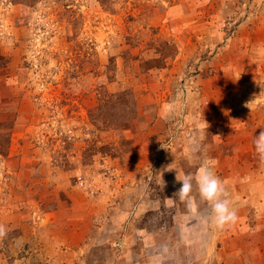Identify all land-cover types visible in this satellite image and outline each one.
I'll use <instances>...</instances> for the list:
<instances>
[{
	"label": "rangeland",
	"instance_id": "obj_1",
	"mask_svg": "<svg viewBox=\"0 0 264 264\" xmlns=\"http://www.w3.org/2000/svg\"><path fill=\"white\" fill-rule=\"evenodd\" d=\"M262 130L264 0H0V264H264Z\"/></svg>",
	"mask_w": 264,
	"mask_h": 264
},
{
	"label": "clouds",
	"instance_id": "obj_2",
	"mask_svg": "<svg viewBox=\"0 0 264 264\" xmlns=\"http://www.w3.org/2000/svg\"><path fill=\"white\" fill-rule=\"evenodd\" d=\"M253 146L255 155L264 166V130L258 136H254ZM214 166V160H205L199 165L195 174L176 171V180L181 183V187L174 196L180 201L190 199L195 185L200 200L205 202L211 210V222L216 228L224 229L235 221L236 213L230 207V201L224 198L225 188L223 182L213 172ZM0 234H3L2 228H0Z\"/></svg>",
	"mask_w": 264,
	"mask_h": 264
}]
</instances>
